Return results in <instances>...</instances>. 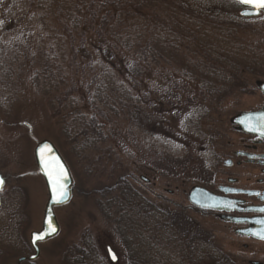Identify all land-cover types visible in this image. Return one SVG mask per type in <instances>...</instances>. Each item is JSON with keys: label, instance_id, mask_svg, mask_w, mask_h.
<instances>
[{"label": "rangeland", "instance_id": "rangeland-1", "mask_svg": "<svg viewBox=\"0 0 264 264\" xmlns=\"http://www.w3.org/2000/svg\"><path fill=\"white\" fill-rule=\"evenodd\" d=\"M140 1L149 3L141 15L125 10L116 20L103 0H0V264H74L77 254L84 264L239 257L232 229L181 212L174 204L188 206L186 196L169 192L182 179L197 184L204 161L235 140L231 117L261 104L264 11L243 17L232 0ZM234 23L244 28L236 46L218 29ZM125 57L127 77L117 72ZM44 140L69 168L72 197L54 210L58 234L39 245L36 260L18 263L32 254L29 236L41 229L48 199L34 159ZM125 175L164 219L149 222L159 214L145 206L123 212L122 231L104 219L89 191ZM73 245L79 252L67 253Z\"/></svg>", "mask_w": 264, "mask_h": 264}, {"label": "flooded vegetation", "instance_id": "flooded-vegetation-1", "mask_svg": "<svg viewBox=\"0 0 264 264\" xmlns=\"http://www.w3.org/2000/svg\"><path fill=\"white\" fill-rule=\"evenodd\" d=\"M263 106L262 98L256 109L244 112L258 111ZM232 129L236 135L235 140L226 142L224 156L216 155L210 161H204L202 179L197 184H190L182 179L169 194L186 196L188 206L174 204L181 212H192L232 229L239 240L234 243L239 257L223 258V264H264V240L245 234L246 231L254 230V227L257 228L256 232L264 228L262 224L256 226L260 224L257 221L264 220V212L259 211L264 209V139L255 134L240 132L233 125ZM193 187L205 189L230 208V211L201 209L191 205L188 202V193ZM242 254L253 256L254 259H245ZM25 261L33 262L25 259L20 263Z\"/></svg>", "mask_w": 264, "mask_h": 264}, {"label": "trees", "instance_id": "trees-1", "mask_svg": "<svg viewBox=\"0 0 264 264\" xmlns=\"http://www.w3.org/2000/svg\"><path fill=\"white\" fill-rule=\"evenodd\" d=\"M135 1H137L135 3ZM234 2V1H232ZM236 3V2H234ZM103 4L105 6H112L113 9H115L118 13V15H113V19L119 20L120 17H122L123 15H120L121 13L119 12H124L125 10L129 11V10H133L135 14L141 15L143 13V9H148V2L145 3V1H140V0H103ZM237 4V3H236ZM238 5V4H237ZM109 14L105 13L103 14L100 18H98V26L103 27L106 24H108V20L109 18L107 17ZM119 16V17H118ZM93 20V19H92ZM158 20V19H157ZM122 24V22H120ZM158 23V22H156ZM165 23V20H164ZM166 24V23H165ZM233 25L235 26V28H233ZM232 26H230V28H227L225 31L220 28H218L220 30V32L222 33L221 36L222 38L225 40H228V42L230 44H232L233 46H236V42H241V39L238 37V33L239 31H243L241 29L242 26L240 24H236L234 23ZM215 27H218V25H213ZM200 27V26H199ZM202 29V28H201ZM200 30V29H198ZM224 31V32H223ZM117 33H121V29L120 27H118L116 29ZM227 32V33H226ZM174 35V34H173ZM117 38H121L120 35H117ZM139 38V37H138ZM157 38V36L155 35V39ZM195 43V41H192ZM124 43V42H123ZM177 45L178 41H170L169 46L170 45ZM138 46V45H137ZM138 50L136 51L138 58L139 59H143L144 56V50L145 47L142 46H138ZM178 48H175L174 50L176 51ZM129 68H132L131 66H128V58H124L122 61V66L119 65V68L124 69V71H117L119 75H122L123 77H127ZM133 70H135L133 68ZM214 71L218 72L216 67L214 66ZM135 74H140V72H136L133 71ZM134 186L127 181V177L126 175L124 177H119L118 180H116L112 185L109 186H104L101 187L99 189H91L89 192L92 193L91 195H93V199L95 200L97 206L101 209V211L103 212V217L107 222L112 223V226L114 228H117L118 231H122L124 222H126V218L124 216H122L120 219V216L123 215V212L126 211V209L128 208L129 211L131 212H139V209L141 210L143 208V206H145L147 209L149 208L152 212H154V210L156 212H158L159 215H154L153 217H151L152 219L147 218V220L151 223H153L154 219H161L164 217H162V213H160L158 210L154 209L153 204L144 200L139 194H137V192L135 191V189L133 188ZM111 208L115 209V213L118 214V218H116L115 216L110 214V210ZM155 214V212L153 213ZM157 214V213H156ZM125 218V219H124ZM177 218V217H176ZM167 219V218H165ZM172 223L175 220V217H172ZM164 221V220H163ZM178 221V219H177ZM176 221V222H177ZM123 222V223H121ZM134 224L133 221H131V223L129 224L130 226ZM159 225V223H158ZM140 226H142V224H140ZM67 253L68 251H76L79 252V249L77 248L76 245H73V247H67ZM75 252V254H77ZM77 259L75 260L74 264H84L85 261V257L82 256L80 257V255L77 254ZM133 261H130L131 264H139L140 259H138V263L134 262V258L136 259V257L131 256ZM134 257V258H133ZM79 258V261H78Z\"/></svg>", "mask_w": 264, "mask_h": 264}, {"label": "water", "instance_id": "water-1", "mask_svg": "<svg viewBox=\"0 0 264 264\" xmlns=\"http://www.w3.org/2000/svg\"><path fill=\"white\" fill-rule=\"evenodd\" d=\"M235 1L236 0H232ZM242 7V6H241ZM242 11L240 12V15L243 17H256L258 15L256 14H249L245 15L243 14L244 12H251V9L242 7ZM264 11V10H262ZM256 87L258 91L261 93L263 100H264V82L263 81H257L256 82ZM260 116H264V106L262 109L258 111H250V112H241L237 114L236 116L232 117L230 120V123L238 128L240 132L243 133H249V134H255L261 138L264 139V136H261L258 131H249V127H257L259 124V120L257 119ZM44 145H49L52 149L51 151V156L58 158L59 163L63 165L66 173H67V181H66V189L68 193V198L65 203L62 204H56L53 202L52 197H51V186L49 184L48 177L44 174V169L41 165V160H40V154L39 150L44 146ZM48 153L45 154V158L47 159ZM34 159L35 163L38 169L39 174L41 175L42 179L44 180L46 189H47V194H48V199L45 205V209L43 212V219H42V225L41 229L37 232H32L29 236V245L32 249V254L29 255L27 258H20L18 263L21 261H24L25 259L29 261H34L38 255H39V244L44 243L52 238H54L58 232H59V224L57 222L54 210L56 208L63 207L67 205L71 201L72 197V188H73V179L71 177V174L69 172V169L67 165L65 164L64 160L62 159L61 155L55 148V146L48 140H44L41 142H38L34 148ZM0 177H2L0 175ZM143 179V177L141 178ZM4 186V184H3ZM0 188V192L3 189ZM188 202L198 208L201 209H210L214 211H230V208H227L226 206L223 205L219 200H217L212 194L207 192L205 189L200 188V187H193L189 193H188ZM1 204V203H0ZM224 218V217H223ZM225 220H229L227 218H224ZM49 221L52 223L53 226L56 228V232L52 235H46L43 240H38L35 243H33V237L35 234H40V233H45L49 229ZM261 224H257L256 226H260ZM257 228L254 227V230H249L246 231V236H251L253 238H258L257 236L253 235L257 230ZM238 232V231H237ZM259 239V238H258ZM108 258L111 262H116L117 257L115 256L114 252L110 247H107L106 249ZM113 256H115V259H113Z\"/></svg>", "mask_w": 264, "mask_h": 264}, {"label": "snow or ice", "instance_id": "snow-or-ice-1", "mask_svg": "<svg viewBox=\"0 0 264 264\" xmlns=\"http://www.w3.org/2000/svg\"><path fill=\"white\" fill-rule=\"evenodd\" d=\"M236 3L242 7L251 9V12H244L243 14H256L259 15L262 10H264V0H236ZM259 124L257 127H249V131H258L261 136H264V116L257 118ZM51 147L49 145H44L40 150V160L41 165L44 169V174L48 177L49 184L51 186V197L54 203L62 204L65 203L68 198V193L66 189L67 173L62 164L59 163L58 158L51 156ZM48 153L47 159L45 154ZM4 184V178L0 177V188ZM260 212H264V209H260ZM264 225V220L257 221ZM56 232L55 226L49 221V229L45 233L35 234L33 237V243L38 240H43L46 235H52ZM259 239L264 240V228L260 231L253 233ZM115 259V256H113Z\"/></svg>", "mask_w": 264, "mask_h": 264}]
</instances>
